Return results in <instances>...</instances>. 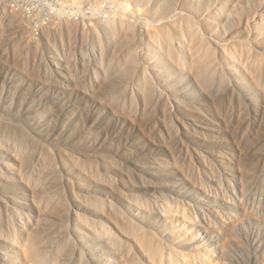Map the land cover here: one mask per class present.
I'll return each mask as SVG.
<instances>
[{
    "label": "rangeland",
    "instance_id": "rangeland-1",
    "mask_svg": "<svg viewBox=\"0 0 264 264\" xmlns=\"http://www.w3.org/2000/svg\"><path fill=\"white\" fill-rule=\"evenodd\" d=\"M0 264H264V0H0Z\"/></svg>",
    "mask_w": 264,
    "mask_h": 264
},
{
    "label": "bare ground",
    "instance_id": "bare-ground-1",
    "mask_svg": "<svg viewBox=\"0 0 264 264\" xmlns=\"http://www.w3.org/2000/svg\"><path fill=\"white\" fill-rule=\"evenodd\" d=\"M100 3V2H99ZM95 5V4H94ZM2 7V6H1ZM17 7V6H16ZM126 9H128L127 7H126ZM124 10V8L122 9V11ZM129 10V9H128ZM125 11V10H124ZM127 16V15H126ZM114 19V18H113ZM123 21V20H122ZM110 23V22H109ZM128 26V25H127ZM134 29H132L131 28V32L133 33L134 31H133ZM131 33V34H132ZM132 38V37H131ZM205 48H206V51H207V53H208V59H207V61L206 62H198V64H197V67H196V70H197V76L199 77V79L201 80V82H203V83H208L209 85L210 84H214V82H215V84H216V82H219V81H214V80H216L217 78H219V80L221 81V83L219 82V84H223L224 83V81L222 80V79H220V75H219V73L218 72H216L215 71V69L214 68H212L210 65H211V60H213V56H210V54L212 53L211 52V50H210V48L208 47V46H205ZM197 49H198V51H202L203 49L201 48V47H197ZM128 52H129V55L130 56H128V57H131V55H132V58H134L135 57V55L137 54H135V52H134V50H133V48H131L130 46L128 47ZM135 54V55H134ZM134 55V56H133ZM212 55V54H211ZM137 56V55H136ZM137 58V57H136ZM135 59V58H134ZM131 60V59H130ZM132 62H133V60H131ZM135 61V60H134ZM131 71V70H130ZM129 74H130V72H129ZM224 79V78H223ZM212 81H214L213 83H212ZM222 81H223V83H222ZM226 81V80H225ZM227 82V81H226ZM225 82V83H226ZM227 84V83H226ZM209 85L207 86V87H209ZM224 85V84H223ZM213 86V85H212ZM205 87V86H204ZM220 87V86H219ZM135 103V102H134ZM132 110V109H131ZM7 119V118H6ZM22 138H24V137H22ZM236 220V219H235ZM233 221V220H232ZM233 223V222H232ZM34 251V250H33ZM33 254H35L34 252H33ZM38 256V255H37ZM36 260V259H35Z\"/></svg>",
    "mask_w": 264,
    "mask_h": 264
}]
</instances>
